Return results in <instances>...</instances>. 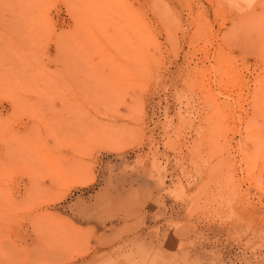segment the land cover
<instances>
[{"label":"rangeland","instance_id":"1","mask_svg":"<svg viewBox=\"0 0 264 264\" xmlns=\"http://www.w3.org/2000/svg\"><path fill=\"white\" fill-rule=\"evenodd\" d=\"M0 264H264V0H0Z\"/></svg>","mask_w":264,"mask_h":264},{"label":"crops","instance_id":"2","mask_svg":"<svg viewBox=\"0 0 264 264\" xmlns=\"http://www.w3.org/2000/svg\"><path fill=\"white\" fill-rule=\"evenodd\" d=\"M89 210V209H88ZM81 215V214H80ZM93 216H90V218H92ZM97 221H100L99 219H96ZM87 222H93V221H87Z\"/></svg>","mask_w":264,"mask_h":264}]
</instances>
